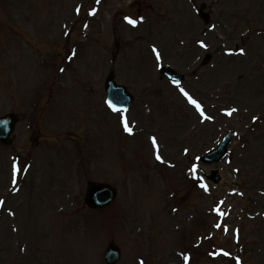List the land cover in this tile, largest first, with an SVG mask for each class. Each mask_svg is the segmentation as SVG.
Returning <instances> with one entry per match:
<instances>
[{
	"label": "rangeland",
	"instance_id": "374dc122",
	"mask_svg": "<svg viewBox=\"0 0 264 264\" xmlns=\"http://www.w3.org/2000/svg\"><path fill=\"white\" fill-rule=\"evenodd\" d=\"M109 73L125 112L105 102ZM6 113L0 264H105L110 242L117 264H264V0H0ZM230 131L226 158L201 165ZM88 182L115 201L86 208Z\"/></svg>",
	"mask_w": 264,
	"mask_h": 264
},
{
	"label": "water",
	"instance_id": "95a60500",
	"mask_svg": "<svg viewBox=\"0 0 264 264\" xmlns=\"http://www.w3.org/2000/svg\"><path fill=\"white\" fill-rule=\"evenodd\" d=\"M204 6H201L203 9ZM201 19L204 22L208 21L206 14L202 12L198 13ZM161 74L165 75L170 81L174 83H179L183 80L182 76L177 75L174 71L170 70L167 67H164L161 70ZM105 89L107 93V100L111 101L113 104L121 105L126 107L131 101V97L127 95L123 87L116 86L113 81V76H109L105 81ZM17 118L13 115H6L0 118V142L4 144H10L9 139L10 134L14 130V124L16 123ZM232 136V132L229 133L223 140L220 142L216 149L208 152L205 156L202 157L201 161L209 164L212 162H217L225 156L226 148L229 143V140ZM210 179L214 182L218 180L216 172H212ZM86 201L89 206L98 208L105 205H108L114 198L115 192L107 185L103 184H89L87 188ZM119 258V251L113 245L110 244L106 250L105 259L108 264H114Z\"/></svg>",
	"mask_w": 264,
	"mask_h": 264
},
{
	"label": "snow or ice",
	"instance_id": "6c2138e0",
	"mask_svg": "<svg viewBox=\"0 0 264 264\" xmlns=\"http://www.w3.org/2000/svg\"><path fill=\"white\" fill-rule=\"evenodd\" d=\"M125 19L128 20V22H129L130 24H132L133 26H135L136 23H137L136 20L131 19V18H129V17H125ZM201 44H202V46H206V45H203V42H201ZM241 51H243V50H241ZM157 58L159 59V54H158V53H157ZM181 91L184 93V95L188 98V100H189V101H190V102H191V103H192L197 109H200V108H201V105H200L196 100H194V99H193V98H192L187 92H184L183 89H181ZM107 103H108L109 107L112 108L113 111H120V109H118V108L116 107V105L113 104L111 101H108ZM232 111H236V110L233 109ZM201 114H203V113H201ZM228 114L231 115L232 112H229ZM123 123H124V129H125V131H128L129 133H131V132H132V129L129 127V124H128V121H127L126 118L123 120ZM152 142H153L154 145L156 144V140H155L154 137L152 138ZM156 158H157L158 160L162 159L161 156H160L159 154H157V157H156ZM218 226H219V225H218ZM187 259H188V257H185V261H187Z\"/></svg>",
	"mask_w": 264,
	"mask_h": 264
},
{
	"label": "bare ground",
	"instance_id": "6f19581e",
	"mask_svg": "<svg viewBox=\"0 0 264 264\" xmlns=\"http://www.w3.org/2000/svg\"><path fill=\"white\" fill-rule=\"evenodd\" d=\"M241 77L238 76V79H240Z\"/></svg>",
	"mask_w": 264,
	"mask_h": 264
}]
</instances>
